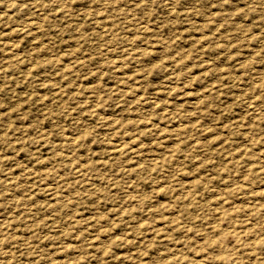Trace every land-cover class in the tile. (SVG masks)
<instances>
[{
	"label": "rangeland",
	"instance_id": "rangeland-1",
	"mask_svg": "<svg viewBox=\"0 0 264 264\" xmlns=\"http://www.w3.org/2000/svg\"><path fill=\"white\" fill-rule=\"evenodd\" d=\"M263 207L264 0H0V264H264Z\"/></svg>",
	"mask_w": 264,
	"mask_h": 264
},
{
	"label": "bare ground",
	"instance_id": "bare-ground-1",
	"mask_svg": "<svg viewBox=\"0 0 264 264\" xmlns=\"http://www.w3.org/2000/svg\"><path fill=\"white\" fill-rule=\"evenodd\" d=\"M94 19H95V18H94ZM140 25H141V24H140ZM141 29H142V28H141ZM139 30H140V29H139ZM12 45H14V43H12ZM197 102H198V101H197ZM153 105H154V104H153ZM257 108H258V107H257ZM250 111H251V110H250ZM252 111H253V110H252ZM175 133H176V132H175ZM114 143H116V142H114ZM133 144H134V143H133ZM114 147H115L116 149H118V148L120 147V145L117 144V145H115ZM131 147H132V146H131ZM140 153H141V152H140ZM23 169H24V168H23ZM25 169H26V168H25ZM31 174H33V173H31ZM50 187H51V186H50ZM48 188H49V187H48ZM49 190H50V189H49ZM49 190H48V191H49ZM54 190H55V189H54ZM186 190H187V188H186ZM257 206H258V205H257ZM252 208H253V207H252ZM263 208H264V207H263ZM263 208H262V209H263ZM246 209H247V208H246ZM262 209H261V210H262ZM253 210H254V209H253ZM263 210H264V209H263ZM261 212H262V211H261ZM61 231H62V230H61ZM253 233H254V232H253Z\"/></svg>",
	"mask_w": 264,
	"mask_h": 264
},
{
	"label": "snow or ice",
	"instance_id": "snow-or-ice-1",
	"mask_svg": "<svg viewBox=\"0 0 264 264\" xmlns=\"http://www.w3.org/2000/svg\"><path fill=\"white\" fill-rule=\"evenodd\" d=\"M145 3L148 2V0H144ZM224 3H228V0H224ZM7 247V246H6Z\"/></svg>",
	"mask_w": 264,
	"mask_h": 264
}]
</instances>
